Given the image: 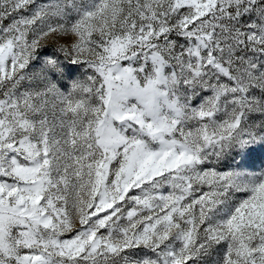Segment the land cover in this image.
I'll return each instance as SVG.
<instances>
[{
  "label": "snow or ice",
  "instance_id": "snow-or-ice-1",
  "mask_svg": "<svg viewBox=\"0 0 264 264\" xmlns=\"http://www.w3.org/2000/svg\"><path fill=\"white\" fill-rule=\"evenodd\" d=\"M0 264H264V0H0Z\"/></svg>",
  "mask_w": 264,
  "mask_h": 264
}]
</instances>
